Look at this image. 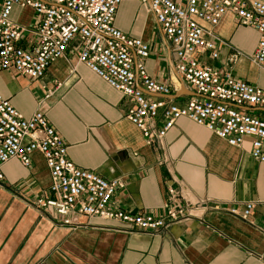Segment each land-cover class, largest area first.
<instances>
[{
  "label": "crops",
  "instance_id": "1",
  "mask_svg": "<svg viewBox=\"0 0 264 264\" xmlns=\"http://www.w3.org/2000/svg\"><path fill=\"white\" fill-rule=\"evenodd\" d=\"M12 20L25 27L36 23L30 9L15 8ZM114 26L150 45L147 71L171 87L169 95L143 89L147 99L181 105L197 97L178 76L171 45L148 6L122 4ZM214 32L223 42L219 58L205 56L203 62L264 90V65L249 59L258 32L241 26L230 13ZM0 94L26 119L42 112L76 166L106 180L122 179L125 188L114 198L117 208L163 216L174 188L190 210L188 220L158 235L128 232L121 224L76 212L74 225L65 226L54 213L35 207L38 199L51 197L44 158L35 153L29 168L13 159L0 169V264H264V164L253 160L250 139L231 147L206 128L180 119L161 145L147 146L126 119L134 100L79 63L77 43L42 79L0 71ZM247 203L254 206L251 222L227 211ZM216 205L223 209L215 210Z\"/></svg>",
  "mask_w": 264,
  "mask_h": 264
},
{
  "label": "built area",
  "instance_id": "2",
  "mask_svg": "<svg viewBox=\"0 0 264 264\" xmlns=\"http://www.w3.org/2000/svg\"><path fill=\"white\" fill-rule=\"evenodd\" d=\"M137 2L155 16L175 57L180 79L196 94L184 104L149 100L169 95L171 87L153 79L146 68L150 45L131 39L114 26L118 8ZM15 8L34 12V27L12 20ZM232 14L243 27L256 30L259 41L250 61L264 65V1L261 0H0V71L42 79L49 67L77 43L78 61L109 87L134 100L126 119L142 133L146 145H161L180 119L206 128L231 147L251 140L253 160L264 164V90L238 80L229 72L206 65L202 58H219L214 32ZM240 56L237 54L235 58ZM142 88V90H141ZM161 121V122H160ZM161 124V125H160ZM40 154L50 173V198L35 202L41 213H54L63 225H74L73 212L88 219L112 221L128 232L158 235L188 220L189 207L169 189L165 214H132L116 207L114 198L125 188L122 179L106 180L76 166L68 146L46 116L38 111L26 119L0 94V169L13 159L29 168ZM0 173V181L3 180ZM253 204L227 211L251 222ZM215 210H221L219 205Z\"/></svg>",
  "mask_w": 264,
  "mask_h": 264
}]
</instances>
